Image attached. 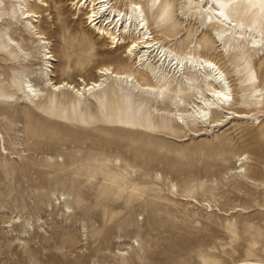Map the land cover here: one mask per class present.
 Here are the masks:
<instances>
[{
  "label": "rangeland",
  "instance_id": "obj_1",
  "mask_svg": "<svg viewBox=\"0 0 264 264\" xmlns=\"http://www.w3.org/2000/svg\"><path fill=\"white\" fill-rule=\"evenodd\" d=\"M54 1L36 28L13 9L0 25V41L8 32L24 49L0 50V264H264V48L243 41L223 55L188 10L206 0H135L157 46H198L218 62L246 115L203 126L190 110L183 122L173 103L148 101L111 77L81 98L45 88L42 41L55 81L79 86L112 65L151 83L128 55L129 40L112 47L108 35L95 36L91 62L73 61L67 48L89 24L77 22L71 1L60 10ZM233 16L251 26L249 39L250 28L264 37V19L250 22L240 9ZM27 79L42 100L26 96Z\"/></svg>",
  "mask_w": 264,
  "mask_h": 264
},
{
  "label": "bare ground",
  "instance_id": "obj_2",
  "mask_svg": "<svg viewBox=\"0 0 264 264\" xmlns=\"http://www.w3.org/2000/svg\"><path fill=\"white\" fill-rule=\"evenodd\" d=\"M69 1L77 22H81L82 16H85L89 24L82 35L73 33V42L67 48L70 58L82 64L90 63L98 51L95 36L103 42L106 40L105 35H108L112 47L121 46L129 40L126 45L128 55L135 57L138 69L148 75L151 83H141L133 74L117 71L112 65L98 67L97 73L101 79L87 81L81 78L79 86L66 80L55 81L52 75L54 57L47 48L49 43L42 41L45 51L43 58L49 67L41 74L45 88L56 91L66 88L81 98L100 90L104 78L111 77L126 86L132 94L141 95L148 101L162 103L164 106L169 102L173 103L179 111L178 120L183 122L184 111L190 110L194 111L189 119L203 126H218L229 114H233V118L246 116L245 113L235 110L233 88L215 59L203 56L198 46L190 52L180 51L174 44L162 43L157 46L162 40L153 35L150 21L141 3L130 0L125 4L126 8H120L113 0ZM54 6L60 10L64 6L63 0H55ZM51 7L50 0H0V25L11 19L7 16V11L13 9L14 16H17L27 29L29 25L36 28L34 22H42ZM192 9V13L202 19L204 29H212L211 35L223 45V55L232 54L234 48L243 41H247L250 48H264V37L250 28L249 36H253L249 39L248 27L251 26L233 16L234 11L240 9L241 15L249 18L250 22L264 19V0H206L205 4L191 6L188 10ZM38 37L44 38L40 33ZM0 50L17 55L24 52L20 43L8 32L0 41ZM22 85L29 99H43L42 89L31 79L25 80ZM184 94L192 97V108L184 106ZM165 112L169 111L164 110L160 114ZM0 136L3 142L4 135L1 131ZM240 167H243V163Z\"/></svg>",
  "mask_w": 264,
  "mask_h": 264
}]
</instances>
